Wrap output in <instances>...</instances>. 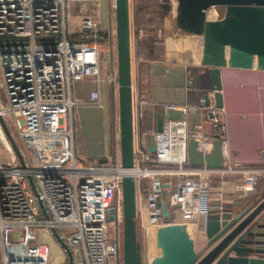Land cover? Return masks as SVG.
I'll return each mask as SVG.
<instances>
[{
  "label": "built area",
  "instance_id": "obj_1",
  "mask_svg": "<svg viewBox=\"0 0 264 264\" xmlns=\"http://www.w3.org/2000/svg\"><path fill=\"white\" fill-rule=\"evenodd\" d=\"M75 3L80 8L77 21L72 20ZM99 32L107 40L112 36L99 25L98 0H0V116H9L27 157L15 166L0 162V264H46L48 245L36 240L38 229L49 234L56 230L66 246L62 251L71 252L70 264H120L116 225L121 217L120 180L126 174L133 177L143 201L145 233L165 223H183L196 254L203 243L195 236L210 201L208 181L199 172L215 174L220 183L223 174L238 173L242 195L260 192L256 177H264V166L229 161L219 108L208 107V121L217 127L225 161L220 167L185 166L190 131L200 152L209 150L210 141L201 121L189 129L184 117L165 118L153 134V149L135 147L131 166L120 165L119 152L100 162L78 164L70 113L76 103H101L99 48L90 41ZM140 33L137 30L136 36ZM82 78L94 86L79 100L71 96L70 86ZM144 102L135 100L132 117L141 115ZM195 107L182 105L180 111ZM261 188L264 194V184ZM109 207L112 220L107 217Z\"/></svg>",
  "mask_w": 264,
  "mask_h": 264
},
{
  "label": "crops",
  "instance_id": "obj_2",
  "mask_svg": "<svg viewBox=\"0 0 264 264\" xmlns=\"http://www.w3.org/2000/svg\"><path fill=\"white\" fill-rule=\"evenodd\" d=\"M174 5L171 6L169 13L165 14L162 11V28L160 30L162 34V52L160 56L155 55L154 49L134 53V48L130 46L129 76L131 107L135 100L145 99L141 108V115L137 118L131 116L133 150L135 147L147 150L151 149L153 146V134L156 131L157 120L159 118L163 122L165 118L184 117L189 129L194 121H201L203 123V133L209 137L210 141L209 150L202 153L197 148L194 132L190 131L186 142L185 166L194 169L201 168L202 166H222L225 161L220 155L217 127L208 121L210 116L208 107H211L220 109V117L223 124L221 134L226 141L229 161L242 166H264V69L256 68L254 64L250 67L220 66L219 92L221 105L219 107L214 105L210 91L207 93L208 103L204 105L201 97L203 92L196 87L195 79L194 81L188 79L189 73L187 71L190 66L191 71L195 73L199 66L201 36L200 34L185 32L177 27L174 21ZM220 16L207 17L205 11L206 18H218ZM99 19L98 7L99 25L110 30L108 15L106 21L102 22ZM137 30L141 31L137 38L144 39V36H147L142 32V28H137ZM153 34L152 32V36ZM98 37L100 39L103 37V40L106 41L104 33L99 32ZM91 41L95 42L98 48L101 47L99 42ZM105 48H107V44ZM139 56L140 58H138ZM102 62L101 51H99L100 74L102 72ZM100 80V98L102 103L104 99L106 103L108 102L109 110L108 112L107 110L105 111V123L109 125L94 132L88 131L87 134L84 133L81 125L83 118L78 120L73 115L77 123V135L73 137V147L74 154L79 157H104V154L108 155V151H111V154L116 150L119 152L117 107L114 112L112 107L110 108L109 100L111 95L108 81L106 78L104 79L105 81H102L101 76ZM93 86L92 81L89 79L82 78L72 81L70 94L72 97L83 100L87 97L89 90ZM168 103L175 104L176 107L164 108L163 105ZM83 104L87 103H76L73 105L74 107L72 106L76 109L77 115H86L89 112V107ZM190 104H194L196 106L195 109L183 114L180 111V106ZM91 111L94 112V116L97 118L98 111ZM0 147L2 151V154H0L1 163L9 166H15L19 163L1 123ZM198 174L205 177L208 181L210 209L214 206L226 207L232 211L231 214L244 204L251 206L252 197L261 192V187L264 184V177L257 175L256 188L260 192L242 195L238 186L240 182V174L238 173L223 174V183L219 182V177L215 174L207 172H199ZM140 185L141 191L143 185H145V179H141ZM218 197H220L219 200L217 199ZM140 199L142 200V198ZM195 238L197 242L204 241L205 239L201 230H198ZM261 238L264 239V235ZM36 240L44 241L48 245V248L57 249L58 245L62 248L59 241L45 229H38L36 231ZM156 248L151 257L159 253L158 247ZM64 258L65 252L63 261ZM57 261L56 264L61 263L60 259H57ZM46 264H52L48 260V257Z\"/></svg>",
  "mask_w": 264,
  "mask_h": 264
},
{
  "label": "water",
  "instance_id": "obj_3",
  "mask_svg": "<svg viewBox=\"0 0 264 264\" xmlns=\"http://www.w3.org/2000/svg\"><path fill=\"white\" fill-rule=\"evenodd\" d=\"M223 6L218 18H206L209 5ZM116 82L117 124L119 136L120 165H132V120L130 96V42L128 22V0H113ZM174 21L185 32L200 34L201 49L199 66L193 73L196 87L207 105L210 91L214 105L220 103L219 67L223 65L264 69V0H175ZM100 39V37H95ZM0 123L20 164L23 163L15 143L0 116ZM162 119L157 120L160 130ZM151 147L150 150H152ZM35 196L31 177L27 176ZM120 214L122 219L121 263L139 264L138 241L133 237L135 217V186L133 177L123 175L120 180ZM37 198V197H36ZM39 207L45 216L41 202ZM252 205L244 204L231 214L229 208L214 206L204 216L202 233L204 247L196 254L185 226L180 222H169L154 229V245L159 253L149 258L147 264H264V195L258 193L251 199ZM112 220V208H108ZM52 235L62 247L65 243L56 230ZM72 255L65 249V263L70 264Z\"/></svg>",
  "mask_w": 264,
  "mask_h": 264
},
{
  "label": "rangeland",
  "instance_id": "obj_4",
  "mask_svg": "<svg viewBox=\"0 0 264 264\" xmlns=\"http://www.w3.org/2000/svg\"><path fill=\"white\" fill-rule=\"evenodd\" d=\"M155 5L158 6L159 8V13L163 17V12L165 14L169 13L167 10L168 8L166 7V3H171L174 5L175 0H154L153 1ZM163 4V5H162ZM78 8L73 9V15H72V20L76 19L77 21V16L80 14V8H79V3H75ZM98 7H99V15H100V21H106V17L108 15V20H109V26L110 30L112 32V36L110 37L109 40L105 39L107 43V48H105V44L101 43V47H99V51H101V58H102V63L103 66H101V78L102 81H105L104 79L108 81L109 84V89H110V108L112 107L113 112L116 110L117 107V82H116V48H115V28H114V8H113V0H98ZM167 10V11H166ZM163 11V12H162ZM173 11V8H172ZM223 11V6L218 5V4H212L209 5L206 8V16L207 17H214V16H219L221 15ZM75 22V21H74ZM144 27V26H143ZM162 28L161 26H154L151 25L145 28H142V32H144L147 36H144L143 42L144 44H151V38L155 37L162 41V34L160 32ZM152 32L154 33L152 36ZM151 34V35H150ZM136 29L133 28L130 25L129 28V37H130V46H132V43L136 36ZM140 38V37H139ZM108 49V50H107ZM109 54V55H108ZM103 67V70H102ZM106 72L104 73V71ZM188 79L194 81V76L193 72L191 71V67L189 66L188 69ZM104 83V82H103ZM3 103V97L2 93L0 92V105ZM86 105V107H89L88 110L89 112L86 115H77L76 109L71 108V116L74 115L78 118H83V122H81L82 128L84 130V133L88 134L89 132H94L97 131V129L101 128H106L109 124L105 123V111L109 110L108 108V102L106 103V100H103V103L101 102L100 105L97 104H83ZM77 106H82V105H77ZM91 110H97L98 115L97 118L94 116V112ZM82 112L84 113V110L82 109ZM100 114V115H99ZM115 114V113H114ZM3 122L6 126V129L8 130V133L12 137L15 146L17 147L21 158L27 162V157L25 154V151L21 145L20 140L17 137V134L15 132V129L10 121L9 116L6 114L2 116ZM97 120V122H96ZM81 128V129H82ZM118 152L117 150L115 153ZM0 154H2L1 147H0ZM119 154V153H118ZM111 156V151H108V155L104 154V157H79L77 155H74V159L78 164H81L83 162H100L102 160L107 159L108 157ZM4 159V158H3ZM135 196H136V203H135V217H134V232H133V237L138 241V247H139V254H140V263L139 264H147L149 258L151 257L152 253L154 250H156V246L154 245V234L153 232L146 234L143 227L141 226V219L144 218V206L143 202L140 199L141 195L139 192H136L135 190ZM209 211V210H208ZM117 233H118V238H119V260L121 263V246H120V241H121V236H122V219L120 217V220L117 223ZM200 233V232H199ZM196 239V238H195ZM203 243L204 247V241H200ZM58 245V243H56ZM57 247V246H56ZM203 247L200 250H197V254L201 253ZM64 257V252L62 251V248L58 245L57 249H52L51 247L48 248V260L52 262V264H56L57 259H60L62 264ZM65 260V258H64ZM63 261V262H62ZM58 262V261H57Z\"/></svg>",
  "mask_w": 264,
  "mask_h": 264
},
{
  "label": "trees",
  "instance_id": "obj_5",
  "mask_svg": "<svg viewBox=\"0 0 264 264\" xmlns=\"http://www.w3.org/2000/svg\"><path fill=\"white\" fill-rule=\"evenodd\" d=\"M153 1L154 0H128L129 28L130 25L135 29L145 28L148 27V25L161 26L162 16L159 13L158 6L155 5ZM93 40L99 42L100 46L101 43L105 44V46L107 44L103 40V37H101V39H93ZM151 41H152L151 44L143 45L144 44L143 39L135 38L132 43V48H134L133 49L134 53H139L141 51L146 52L148 49H154L155 55L160 56L162 52L160 40L158 41L157 38L152 37ZM71 121H72L73 137H75L77 135V129H76L77 123L73 115L71 116ZM63 263H65V260Z\"/></svg>",
  "mask_w": 264,
  "mask_h": 264
},
{
  "label": "bare ground",
  "instance_id": "obj_6",
  "mask_svg": "<svg viewBox=\"0 0 264 264\" xmlns=\"http://www.w3.org/2000/svg\"><path fill=\"white\" fill-rule=\"evenodd\" d=\"M171 6H172V4L171 3H166V7L168 8L167 10L169 11V9H171ZM166 10V11H167Z\"/></svg>",
  "mask_w": 264,
  "mask_h": 264
}]
</instances>
